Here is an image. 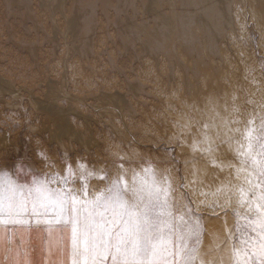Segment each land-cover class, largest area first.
Wrapping results in <instances>:
<instances>
[{
    "label": "rangeland",
    "instance_id": "obj_1",
    "mask_svg": "<svg viewBox=\"0 0 264 264\" xmlns=\"http://www.w3.org/2000/svg\"><path fill=\"white\" fill-rule=\"evenodd\" d=\"M225 1L0 0V165L23 160L47 173L63 169V154L74 166L82 160L115 174L114 162L123 157L129 171L150 164L170 175L178 205L187 204L178 152L193 149L176 114L187 108L199 116L212 99L233 103L235 94L241 106L235 118L246 120L256 102L243 61L253 62L264 102V0ZM164 144L175 147V159ZM41 150L51 167L37 156ZM91 185L104 187L98 180ZM191 206L203 227L205 215L218 216L193 199ZM14 232L28 264L38 245H52L53 262L67 260L60 230L49 234L33 224Z\"/></svg>",
    "mask_w": 264,
    "mask_h": 264
},
{
    "label": "snow or ice",
    "instance_id": "obj_2",
    "mask_svg": "<svg viewBox=\"0 0 264 264\" xmlns=\"http://www.w3.org/2000/svg\"><path fill=\"white\" fill-rule=\"evenodd\" d=\"M260 70L264 76V60ZM237 99L234 94L231 110L239 115ZM227 110V100L223 106L209 101L207 120L196 122L200 131L190 140L213 166L222 146L233 153L235 163L225 165L229 177L201 193L202 205L225 214L235 201L237 222L223 236L213 234L205 245L202 214L191 206V197L178 205L172 177L150 164L129 171L119 157L113 174L89 169L82 160L74 166L61 154L63 169L47 173L33 172L23 160L0 165V264H20L26 253L14 230L33 224L49 234L60 230V249L67 257L61 264H264V102L243 122L225 119ZM176 124L180 135H191L196 127L191 116ZM161 147L175 159L174 146ZM37 156L52 166L43 150ZM92 180L104 187L94 190ZM240 209L249 215L242 217Z\"/></svg>",
    "mask_w": 264,
    "mask_h": 264
},
{
    "label": "bare ground",
    "instance_id": "obj_3",
    "mask_svg": "<svg viewBox=\"0 0 264 264\" xmlns=\"http://www.w3.org/2000/svg\"><path fill=\"white\" fill-rule=\"evenodd\" d=\"M223 4H224V2H223ZM255 5H259V3H256ZM223 7H225V5H223ZM4 9H6V8H4ZM251 12H252L255 20H257L258 16L260 15L258 13H260V12L256 11V9L254 7H253V10H251ZM88 29H90V27ZM260 31L264 34V28L263 27L260 29ZM70 36L72 37V35H70ZM260 44L264 45V35H263V39L260 40ZM254 67H253V62L243 61V69L245 71H249V73H250V76L248 77V82H252V84L250 85L251 89L248 93H250L251 98L255 99L256 106H258V105H260V103L262 101V94H261L260 89L258 88L257 75L254 73V71H250V70H253ZM182 76H184V75H181V79H183ZM253 77H255V80H253ZM220 100L221 101L219 103L221 104V106H223L224 101L226 99H220ZM211 101H217V100L212 99ZM227 101H228V110L226 112H222V115L225 117V119H227L228 116H231L233 119L237 120L235 117L239 116L240 114L237 115L236 113L232 112L231 109H232L233 103H229L230 102L229 100H227ZM190 103L191 102H188V105ZM208 106H209V103L204 107V113H202L199 116H197L194 112H190L187 108H183L182 110H180L176 114V119L172 118V119H175L176 122L177 121H186L190 116L193 118V123L196 124V128L194 131H192L191 135H188V137L186 138V143L190 147H192L190 140L194 139L196 136V133L200 131V126L196 122L207 120L206 113H207ZM173 117H175V116H173ZM239 120L243 122L245 120V118L240 116ZM239 127L243 128V123H241L239 125ZM3 140L4 139H2V141ZM191 149H193V148H191ZM191 152L184 153L182 149H179V152H178V155L182 159V172H183L185 187H187L189 189L191 198L193 199L195 206L199 210L204 211L205 214H217L218 215L216 217H208V215L204 216V228H205V231L207 233V235L204 237V243H205V245H207L210 237L213 234H218L220 236H223L224 232L226 231V227L232 228V224H231L232 218L228 212L225 214V212L222 208H217L213 211L209 207L203 206L201 204V201L204 200V196L201 195V193L209 192L210 189H216L218 186H220L221 183L224 182L225 179L228 178L230 175L227 168L225 167V165H227L229 162L235 163V161L232 160L233 153L228 149L227 146H222L218 151L215 152V156H216V160L214 162L215 166H213L212 162H210L207 159V157L202 155L199 151L197 152V151L193 150ZM198 153H200V154H198ZM221 170H223V171H221ZM231 176L233 178V182H235L234 172L231 174ZM177 194H178V196H180L179 190H177ZM212 198L213 197L211 195H209L207 197L209 202L212 200ZM234 205H235V201H233L232 206H234ZM225 221L227 222L226 225H225Z\"/></svg>",
    "mask_w": 264,
    "mask_h": 264
},
{
    "label": "crops",
    "instance_id": "obj_4",
    "mask_svg": "<svg viewBox=\"0 0 264 264\" xmlns=\"http://www.w3.org/2000/svg\"><path fill=\"white\" fill-rule=\"evenodd\" d=\"M51 241V240H50ZM33 248V255L35 256V259L33 262H30V264H60L58 261V258L56 262H53L49 258H55L52 253L54 252V248L52 245H46V247L38 246H32ZM28 258L26 256H21L20 258V264H25V261L28 264Z\"/></svg>",
    "mask_w": 264,
    "mask_h": 264
}]
</instances>
